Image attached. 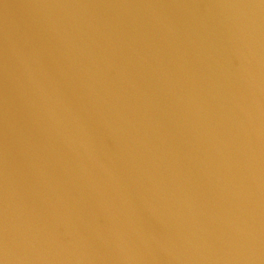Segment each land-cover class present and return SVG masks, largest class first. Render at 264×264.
Here are the masks:
<instances>
[{
  "label": "water",
  "instance_id": "obj_1",
  "mask_svg": "<svg viewBox=\"0 0 264 264\" xmlns=\"http://www.w3.org/2000/svg\"><path fill=\"white\" fill-rule=\"evenodd\" d=\"M0 264H264V0H0Z\"/></svg>",
  "mask_w": 264,
  "mask_h": 264
}]
</instances>
